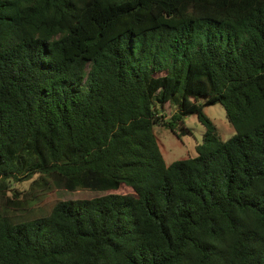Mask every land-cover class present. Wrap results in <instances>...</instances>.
<instances>
[{
  "label": "trees",
  "instance_id": "1",
  "mask_svg": "<svg viewBox=\"0 0 264 264\" xmlns=\"http://www.w3.org/2000/svg\"><path fill=\"white\" fill-rule=\"evenodd\" d=\"M0 264H264V0H0Z\"/></svg>",
  "mask_w": 264,
  "mask_h": 264
},
{
  "label": "rangeland",
  "instance_id": "2",
  "mask_svg": "<svg viewBox=\"0 0 264 264\" xmlns=\"http://www.w3.org/2000/svg\"><path fill=\"white\" fill-rule=\"evenodd\" d=\"M175 109V106H170L169 104L166 105L165 112L167 116L169 117ZM203 110L216 126L221 139L225 140L234 135V128L226 119L225 110L220 103L206 105L203 107ZM183 121L184 125L189 128L190 132L182 135L180 139L164 126H153V131L159 140L160 150L166 163H171L177 159L195 154V144L202 140L204 126L197 119L196 114H188L184 116ZM28 185L29 181H25L20 184H14L13 187L18 188L19 190H24ZM126 190L128 189L124 186L120 188V191L122 192H125ZM9 193H11V191H9ZM100 194L101 193L88 190L67 191L52 186L44 194L39 195L37 199L33 201L34 203H30L29 207L31 211L29 210V212H26L25 216H30V218L35 216L40 217L41 214L47 213L58 200L92 198ZM12 214L17 216L20 215L21 212L13 211Z\"/></svg>",
  "mask_w": 264,
  "mask_h": 264
}]
</instances>
